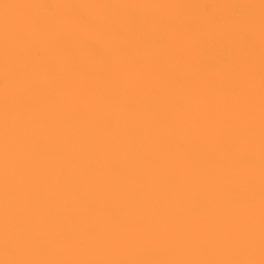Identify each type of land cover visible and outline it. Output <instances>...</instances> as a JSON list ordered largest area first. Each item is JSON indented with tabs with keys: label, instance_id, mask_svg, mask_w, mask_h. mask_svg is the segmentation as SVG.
I'll list each match as a JSON object with an SVG mask.
<instances>
[{
	"label": "snow or ice",
	"instance_id": "6c2138e0",
	"mask_svg": "<svg viewBox=\"0 0 264 264\" xmlns=\"http://www.w3.org/2000/svg\"><path fill=\"white\" fill-rule=\"evenodd\" d=\"M0 264H264V0H0Z\"/></svg>",
	"mask_w": 264,
	"mask_h": 264
}]
</instances>
